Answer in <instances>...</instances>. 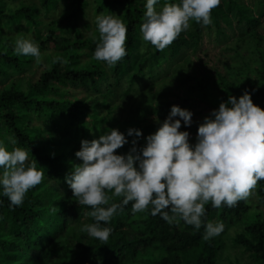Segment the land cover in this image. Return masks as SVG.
<instances>
[{"label":"trees","instance_id":"1","mask_svg":"<svg viewBox=\"0 0 264 264\" xmlns=\"http://www.w3.org/2000/svg\"><path fill=\"white\" fill-rule=\"evenodd\" d=\"M2 1L5 6L14 0ZM91 1L40 0L41 8L23 7L15 15L3 13L0 9L1 37L22 29L37 34L40 39L43 23L37 19L41 15L34 12L39 11L47 19L56 16L48 23V40L53 43V49L61 53L60 59L55 62L52 59L51 69L31 84L30 92L25 94L22 85L13 77L26 71V63L19 57L0 52V84L4 85L0 89V141L8 150L13 146L25 149L27 162L36 160V167L42 168L43 183L29 189L20 206L10 207L7 197L0 196V264H216L224 246V234L232 223L240 221L251 210L246 200L237 201L232 207L222 204L219 208H212L210 202L204 206L202 221L223 225L221 233L208 240L202 238L203 223L196 230L180 220L183 228L180 229L176 222L168 224L159 214L152 216L148 209L132 214L130 202L122 210L118 209L107 225L100 222L111 229L106 241L90 238L84 246L68 247L74 243L79 226L95 222L86 214L91 211L90 207L84 206L81 211L73 200L65 197L70 188L63 179L71 163H81L74 155L81 140L91 141L104 134L100 114L110 108L117 92L128 97L138 74L154 68L184 45L179 34L162 51H156L150 44L145 48L144 43L141 52L139 27L144 0H96L100 3L96 11L104 15H111L122 7V22L127 29L126 55L112 67L94 61L81 68L85 66L81 57L91 59L96 43L92 37L85 38L79 27L84 14L91 9ZM160 2L162 4L163 0ZM107 6L110 9L106 10ZM215 10H211L210 16L218 15ZM59 18L62 23L67 22V26L58 37ZM190 21L199 29L201 24ZM54 28L59 30L57 36ZM71 32H75L73 37L69 36ZM48 49L39 47L40 54ZM68 54L67 60L63 61ZM10 80L11 84L7 85ZM262 103L264 108V94ZM10 141H15V145ZM127 149L123 145L116 152L125 154ZM255 188L264 204V180L257 181ZM121 199H111L103 207L119 204ZM136 215L142 216L140 236H135L136 232L129 227L130 223L133 226ZM126 227L133 234L127 232ZM235 242L251 253L256 264H264V218L261 214L255 216Z\"/></svg>","mask_w":264,"mask_h":264},{"label":"clouds","instance_id":"2","mask_svg":"<svg viewBox=\"0 0 264 264\" xmlns=\"http://www.w3.org/2000/svg\"><path fill=\"white\" fill-rule=\"evenodd\" d=\"M220 0H144V12L139 27L141 52L143 44L162 51L177 36L189 28V21L202 26L211 23V10ZM93 36L95 47L91 59L112 67L126 55V26L115 14L95 17ZM13 54L40 57L39 46L21 36L14 41ZM59 57L54 58L55 60ZM63 61H61L62 63ZM192 112L173 105L165 119L146 136L137 148L139 129L129 128L134 136L126 154L116 150L129 143L124 133L109 129L98 139L81 140L75 157L81 163H71L65 182L77 205L88 206L86 214L94 223L81 227L87 235L106 241L111 229L107 225L112 215L131 202V213L148 209L152 216L159 214L168 224L177 220L199 230L208 240L223 230L219 222L202 221L205 205L235 206L246 200L257 181L264 180V110L253 104L245 90L238 98L232 95L218 108L210 111L199 123L195 143L189 133L180 131L181 122L191 126ZM15 145V141H10ZM28 161V152L13 146L6 149L0 141V196L7 197L9 206H20L26 192L41 182L42 171ZM110 191L121 197L119 204L108 207ZM151 205L150 209L148 206Z\"/></svg>","mask_w":264,"mask_h":264},{"label":"rangeland","instance_id":"3","mask_svg":"<svg viewBox=\"0 0 264 264\" xmlns=\"http://www.w3.org/2000/svg\"><path fill=\"white\" fill-rule=\"evenodd\" d=\"M39 2L40 0H14L4 6V1L0 0V9L3 13L15 15L19 14L23 7L41 8ZM98 4L100 3L92 0L91 9L86 11L79 23L85 38L98 36L94 24L95 17L101 14L96 11ZM108 9L110 6H107L106 10ZM215 9L214 12L218 15L210 16L211 23L208 26L200 25V32L189 21V28L180 33L184 45L175 54L161 60L154 68L138 74L134 89L129 96L126 97L118 91L116 98L112 99L110 108L100 114L104 131L118 129L125 134L129 141L125 144L128 148L125 154L132 147L131 141L136 139L134 136L128 137L127 130L129 128L139 129L142 134L137 139L136 147L143 146L144 138L156 131L157 121L162 122L173 105L192 112L193 123L185 127L181 122L180 131H187L189 142L193 144L199 123L209 115L211 110L218 108L221 102H226L229 95L238 98L247 90L253 104L264 109L262 103L264 94V0H220ZM34 13L41 15L37 19L43 23L40 39L36 37L37 34L33 35L22 29L21 32L11 31V34L5 37L0 36V52L19 57L23 63H26V71L13 77L17 84L22 85L25 94L30 92L31 84L37 82L45 71L51 69L53 64L51 60L61 55L53 49V43L48 40L50 33L48 23L56 16L47 19L39 14V11ZM113 14L123 21L122 7L117 8ZM57 24L60 28L59 37L65 32L63 29H66L67 22L62 23L59 18ZM54 29L57 36L59 30ZM74 35L75 32H71L69 36ZM21 36L30 37L39 47L46 46L49 49L44 54H40L38 60L30 56L14 55V41ZM144 47L148 48L150 45L145 43ZM68 57L69 54L64 57L63 61H66ZM94 61L97 62L82 56L81 63L85 66L81 68L88 67L87 63ZM11 82L12 80L8 81L7 85ZM2 86L4 88V85L0 84V89ZM42 151L49 150L43 149ZM47 154L56 155V153ZM69 168L71 169V166ZM63 180L65 182V179ZM42 184L40 182L39 186ZM69 191L65 192V197L76 203L71 190ZM106 195L109 200L121 198L113 197L110 191L106 192ZM246 201L250 204L251 210L240 221L232 223L224 234L222 242L224 246L219 252L216 264H256L251 253L238 245L235 238L243 233L245 227L255 219L257 214H261L264 218V204L260 202L255 187L250 190ZM77 208L84 210V206L81 205H77ZM133 223V226L130 223L129 227L136 232L134 235L138 236V233L143 231L142 216L136 215ZM176 223L180 229H183L180 220ZM86 224L88 223L84 225ZM82 226H79L77 237L73 244H69V248L81 247L89 242L91 237L85 231H81ZM5 227L8 229V225ZM130 228L125 229L131 232ZM11 240L15 238L12 237Z\"/></svg>","mask_w":264,"mask_h":264}]
</instances>
